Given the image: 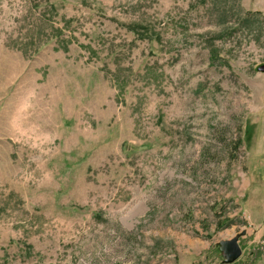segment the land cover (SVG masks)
<instances>
[{
    "label": "rangeland",
    "instance_id": "374dc122",
    "mask_svg": "<svg viewBox=\"0 0 264 264\" xmlns=\"http://www.w3.org/2000/svg\"><path fill=\"white\" fill-rule=\"evenodd\" d=\"M264 0H0V264H264Z\"/></svg>",
    "mask_w": 264,
    "mask_h": 264
},
{
    "label": "water",
    "instance_id": "95a60500",
    "mask_svg": "<svg viewBox=\"0 0 264 264\" xmlns=\"http://www.w3.org/2000/svg\"><path fill=\"white\" fill-rule=\"evenodd\" d=\"M259 72L264 73V66L259 68ZM246 235L247 232L244 231L235 236L233 239L222 241L218 244L219 251L223 258V264H234L242 257L243 250L240 245V240Z\"/></svg>",
    "mask_w": 264,
    "mask_h": 264
}]
</instances>
